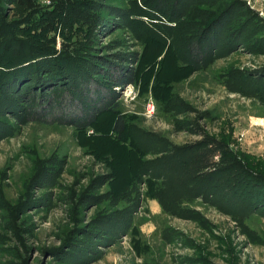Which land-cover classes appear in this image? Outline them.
I'll list each match as a JSON object with an SVG mask.
<instances>
[{
    "label": "rangeland",
    "instance_id": "374dc122",
    "mask_svg": "<svg viewBox=\"0 0 264 264\" xmlns=\"http://www.w3.org/2000/svg\"><path fill=\"white\" fill-rule=\"evenodd\" d=\"M33 1L0 0V264H264V0Z\"/></svg>",
    "mask_w": 264,
    "mask_h": 264
},
{
    "label": "trees",
    "instance_id": "16d2710c",
    "mask_svg": "<svg viewBox=\"0 0 264 264\" xmlns=\"http://www.w3.org/2000/svg\"><path fill=\"white\" fill-rule=\"evenodd\" d=\"M53 2H55L56 4H58V5H60V8H62L65 4H67V3H69V2H71L72 0H52ZM17 3L19 4V5H23L25 8H27V9H30V8H34L35 7V3H34V1L33 0H17ZM49 29H52V26H49L48 27ZM192 50V52L194 53L193 55L195 56V57H197V52L195 51V48H192L191 49ZM49 52H47V51H39L37 54H36V57H37V59L36 60H34L37 64H42L44 67H42V69H44L43 71L44 72H50V69L51 68H49L48 66H46V65H44V63H46V61H47V59H46V54H48ZM35 55V54H34ZM189 55H191V54H189ZM192 57V56H191ZM189 58V60L191 59V60H193V58ZM33 58V55L32 54H28V55H26V56H22V57H20V59H19V63H21V62H24V63H22V64H27L26 62H28V60H30V59H32ZM187 60H188V58H186ZM186 60V61H187ZM21 61V62H20ZM33 62V61H32ZM34 62V63H35ZM29 63V62H28ZM24 66V65H23ZM39 66V65H38ZM20 67V66H19ZM15 75H13V77H14ZM131 78H132V72H128L127 74H125L123 77H121L120 79H118L117 80V84H122V83H127V82H130L131 81ZM12 79V78H11ZM10 79V83H14V84H17V80H20V79H14V80H11ZM14 81H17V82H14ZM18 87H14L13 89H17ZM19 91V93H21V89H19L18 90ZM123 118L121 117V116H118V117H116V119L114 120V122H113V125H112V128H113V130L116 132V133H122V131H123V127H124V124H123ZM86 124V123H85Z\"/></svg>",
    "mask_w": 264,
    "mask_h": 264
}]
</instances>
